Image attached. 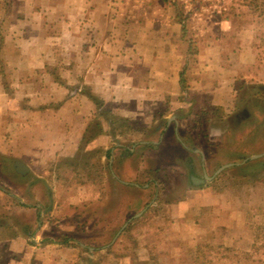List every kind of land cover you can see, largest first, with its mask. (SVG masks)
Wrapping results in <instances>:
<instances>
[{"label": "crops", "instance_id": "0c3cea01", "mask_svg": "<svg viewBox=\"0 0 264 264\" xmlns=\"http://www.w3.org/2000/svg\"><path fill=\"white\" fill-rule=\"evenodd\" d=\"M158 3L0 0V254L7 263H76L79 248L68 236L79 224L108 230L110 207L123 219L105 246L112 244L165 196L168 168L191 185L163 207L188 217L187 238L213 233L225 248L245 242L241 194L264 190L254 173L264 156L248 159L264 154L249 146L264 133L250 123L253 108L264 116V43L226 20L210 29L200 14L179 22L169 3ZM194 107L201 123L206 109L218 114L199 126L213 135L208 143L193 135ZM130 206L135 214L125 220Z\"/></svg>", "mask_w": 264, "mask_h": 264}, {"label": "rangeland", "instance_id": "374dc122", "mask_svg": "<svg viewBox=\"0 0 264 264\" xmlns=\"http://www.w3.org/2000/svg\"><path fill=\"white\" fill-rule=\"evenodd\" d=\"M165 3H169L173 8L175 19L179 22L200 14L205 19L202 23L204 28L210 29L214 22L226 20L237 31H242L243 34L251 31L260 43H264V0H159L158 8H165ZM189 26L195 28V23L191 20ZM190 40L192 44H195L196 38ZM179 48L181 49L182 46L179 45ZM193 59L196 61V58ZM193 112L195 118H192L190 122L191 125L194 124L191 128L194 130L193 135L197 138L202 137L201 139L208 143L213 139V135L206 134V130H202L203 128L199 126L204 120L207 121L211 114H214L213 116L218 114L211 109H206L202 113L204 117L201 123L199 120L202 118H198V108L194 107ZM261 112L259 107L253 108L254 114L250 123L252 122L254 130L259 127L264 130V116ZM261 136L264 138V133L255 134L253 143H249L250 151L264 152V140L257 139ZM261 161L258 168L255 166L254 173L264 182V158ZM166 171L167 175L162 178L161 186L165 196L154 204L152 212L137 219L130 230L120 233L112 244L105 246L112 241L123 224L122 218L118 219L113 215L112 207H110L109 215L105 217L113 221V226L108 230L104 229L103 232L99 229L90 230L79 224L78 229L68 236L72 239V245L79 248L77 261L73 264H264V190L255 188L253 193H248L247 197L244 193L241 194L246 206L245 209H241L242 214L237 215V218L245 222L246 236L244 234L242 237L245 242L224 250L217 248V244L213 242V233L207 234L202 241L187 238L185 235L189 231L186 222L188 217L183 216L179 209L177 212L168 213L163 210L164 201L179 200L185 197L187 189L191 188L186 175L181 174L177 169L168 168ZM213 171L214 169H210V174ZM196 174H201L198 168H196ZM153 194L154 189L142 193L139 199L141 202L137 204L140 209L151 201ZM131 198L126 197L124 203L131 204L133 201ZM187 200H193L196 203L198 198L191 196ZM131 207L127 208L125 215L122 214L125 220L135 214ZM175 221L179 224L171 227ZM80 243L83 247L79 246ZM88 248L96 250L91 253ZM5 258L7 256L0 254V264H9Z\"/></svg>", "mask_w": 264, "mask_h": 264}, {"label": "water", "instance_id": "95a60500", "mask_svg": "<svg viewBox=\"0 0 264 264\" xmlns=\"http://www.w3.org/2000/svg\"><path fill=\"white\" fill-rule=\"evenodd\" d=\"M261 156H264V154L253 155V156L249 157L248 159H255V158H258V157H261ZM244 161H246V160H244ZM230 165H231V164H226V165L221 166V167L215 172V174L219 173L222 169H224V168H226V167H229ZM204 177H205V179H207V180L210 179L209 177H206V176H204ZM137 216H138V215H137ZM124 226H125V225H124Z\"/></svg>", "mask_w": 264, "mask_h": 264}, {"label": "trees", "instance_id": "16d2710c", "mask_svg": "<svg viewBox=\"0 0 264 264\" xmlns=\"http://www.w3.org/2000/svg\"><path fill=\"white\" fill-rule=\"evenodd\" d=\"M217 248L224 249V250H228L227 248H224L223 246H217Z\"/></svg>", "mask_w": 264, "mask_h": 264}]
</instances>
